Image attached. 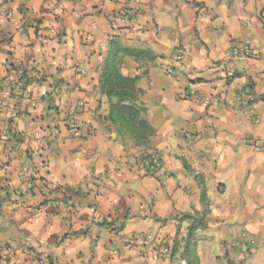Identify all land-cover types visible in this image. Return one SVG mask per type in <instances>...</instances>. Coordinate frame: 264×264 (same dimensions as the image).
I'll use <instances>...</instances> for the list:
<instances>
[{"label":"crops","instance_id":"obj_1","mask_svg":"<svg viewBox=\"0 0 264 264\" xmlns=\"http://www.w3.org/2000/svg\"><path fill=\"white\" fill-rule=\"evenodd\" d=\"M113 38L153 58L120 65L143 90L148 145L109 119ZM243 43L250 56H228ZM192 257L264 264V0H0V264Z\"/></svg>","mask_w":264,"mask_h":264},{"label":"trees","instance_id":"obj_2","mask_svg":"<svg viewBox=\"0 0 264 264\" xmlns=\"http://www.w3.org/2000/svg\"><path fill=\"white\" fill-rule=\"evenodd\" d=\"M125 56H133L137 59L148 56L153 59L148 50L128 47L119 39L113 38L103 65L101 89L109 98L110 121L130 134L137 145H148L156 131L147 117V105L141 100L143 90L137 86L138 77L124 75L120 71V65ZM141 159H145L144 154ZM202 219H198L199 224L195 222L189 230L185 248L188 256L193 247L190 239L193 238V232L201 225ZM190 262L199 264L197 257H192Z\"/></svg>","mask_w":264,"mask_h":264},{"label":"built area","instance_id":"obj_3","mask_svg":"<svg viewBox=\"0 0 264 264\" xmlns=\"http://www.w3.org/2000/svg\"><path fill=\"white\" fill-rule=\"evenodd\" d=\"M121 21L124 24H128L130 26H135V21L131 18L128 17V15L123 14V16L121 17ZM251 55V47L248 44H235L229 51L228 56L232 57V58H240V57H247ZM46 94V91H43V95ZM191 95L195 94V91H191L190 92ZM203 99L207 102L211 101V97L210 96H204ZM82 104V103H81ZM69 127H70V131L73 134L74 137H77L80 135V123L79 121L72 117L69 118ZM253 146L259 150L261 149V144L260 142L258 143V141H255L252 143ZM145 155V159L142 160L143 164H144V168L150 172V173H159L162 171L163 169V164L161 159L159 158V156L155 153H150V154H144ZM138 241L140 242L141 245H146L149 242L148 237L144 236L140 239H138ZM163 252L166 253L168 252V247L164 246L163 248Z\"/></svg>","mask_w":264,"mask_h":264}]
</instances>
